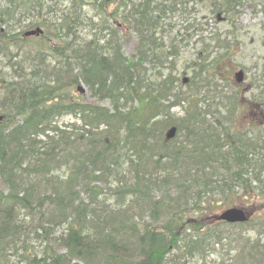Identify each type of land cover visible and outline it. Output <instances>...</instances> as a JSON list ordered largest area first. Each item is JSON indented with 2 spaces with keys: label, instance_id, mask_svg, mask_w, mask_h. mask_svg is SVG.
Here are the masks:
<instances>
[{
  "label": "trees",
  "instance_id": "obj_1",
  "mask_svg": "<svg viewBox=\"0 0 264 264\" xmlns=\"http://www.w3.org/2000/svg\"><path fill=\"white\" fill-rule=\"evenodd\" d=\"M250 3L0 0V264H264V136L234 127L264 101L225 77L235 32L203 37ZM198 33L187 79L179 49ZM243 199L261 218L202 220Z\"/></svg>",
  "mask_w": 264,
  "mask_h": 264
},
{
  "label": "rangeland",
  "instance_id": "obj_2",
  "mask_svg": "<svg viewBox=\"0 0 264 264\" xmlns=\"http://www.w3.org/2000/svg\"><path fill=\"white\" fill-rule=\"evenodd\" d=\"M239 17L236 18L233 22V25H230L229 23H221V21L217 20L215 17H210L208 20H204V23H208L209 31L205 32L203 37L208 38V36L212 35L213 31H217V29H220V33H225L226 31H229L232 29L235 32V36L232 38V42H230V45H233V53L235 58L233 60H229V64L231 67H233V70H231V73L229 71L225 73V77H227V81L229 83H232L235 85V73L239 71L244 72V82L242 85H239V89L241 91V96L243 97V101L245 99H262L264 101V91L262 92L259 90L260 86L264 89V4H259L255 6L254 4H247L242 9L239 10ZM209 16V13L207 11L201 12L199 15L200 21L202 18H206ZM167 24H171L172 26L169 27L170 30H173L170 32V35L172 34V37L169 36L167 33L165 37H168V41L171 42L175 35H177L178 31L182 29V22L177 16H169L166 20ZM191 36L188 35L187 39H189ZM200 36V33L195 35V37H192L191 40H189L190 44L187 46L181 45V50L179 49V64L180 69L183 71L182 77H185L189 79L191 77L193 65L195 66L196 62H201L202 59L199 57L200 50L197 48L195 42L196 39ZM186 39V42L188 40ZM137 41L136 39H132L131 42H129L126 45L125 52L127 56H132L134 53V46L136 45ZM6 73V72H5ZM5 73H2L5 74ZM1 74V73H0ZM260 82V83H259ZM222 85V84H221ZM183 86V84H182ZM213 90V89H212ZM250 91L247 93V91ZM1 91V90H0ZM232 93V92H231ZM76 94L78 95V92L76 91ZM1 95V92H0ZM83 99L89 103H94L95 101L90 98L89 93L86 92V94L83 95ZM257 100V101H258ZM103 106L108 105L106 103L103 104ZM245 107H247L244 104ZM248 108V107H247ZM246 108L247 111H241L239 114L235 116L234 119V127L238 130H249L251 128V125L258 124L260 127V131L263 132L262 136H264V112L258 114L254 111H249ZM175 113L179 116H182L183 113L181 109H176ZM211 119V118H209ZM74 123V120H72L71 117H67L62 120L61 124L68 125ZM249 127V128H248ZM248 128V129H247ZM104 187L103 185H101ZM1 188V186H0ZM243 203L247 204L243 207L247 209V211L251 214V216L254 219L261 218L260 211L258 208L252 207L249 202H247L245 199L242 201ZM225 210V208H216L213 209L211 212L206 211L205 215L206 217H203L202 220L205 218V224L213 225L215 223L214 218L215 215H218L222 213ZM208 212V213H207ZM193 214H188L189 221L193 218ZM196 218V217H195ZM146 220H149V218H146ZM244 229V228H243ZM259 238V236H258ZM262 240V238H261ZM224 244L226 246L225 249L228 247V242L224 241ZM220 249L221 253L223 252V247L220 245L218 246V250ZM219 259V256L214 254L211 255V257L208 258V263L213 264L214 261H217ZM188 264H202L197 262L196 260H189L187 261Z\"/></svg>",
  "mask_w": 264,
  "mask_h": 264
},
{
  "label": "water",
  "instance_id": "obj_3",
  "mask_svg": "<svg viewBox=\"0 0 264 264\" xmlns=\"http://www.w3.org/2000/svg\"><path fill=\"white\" fill-rule=\"evenodd\" d=\"M43 34V31L41 29H38L36 31L28 32L26 36H35V35H41ZM244 79L243 72H239L237 74V81L239 83H242ZM79 91L81 93H85L86 89L83 87L79 88ZM3 120V117L0 116V121ZM177 134V129L173 128L170 130L168 133L167 137L168 139H173ZM218 220L220 221H225L231 224H236V223H246L249 220V216L245 210L234 208V209H229L225 211L219 218Z\"/></svg>",
  "mask_w": 264,
  "mask_h": 264
}]
</instances>
